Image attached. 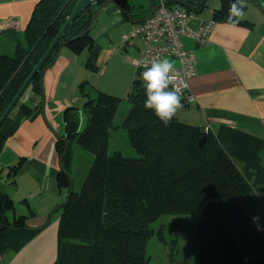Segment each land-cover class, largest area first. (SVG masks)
Listing matches in <instances>:
<instances>
[{
    "label": "trees",
    "instance_id": "1",
    "mask_svg": "<svg viewBox=\"0 0 264 264\" xmlns=\"http://www.w3.org/2000/svg\"><path fill=\"white\" fill-rule=\"evenodd\" d=\"M76 1L38 0L22 33L9 30L0 34V42L5 41L0 43V116ZM200 1L199 7L204 3ZM232 2L220 0L212 13L214 19L227 20ZM188 3L185 9L191 12L194 9ZM138 9L134 16L144 17L150 7ZM95 10V5L89 6L71 21L42 67L60 45L76 37L69 44L76 50L85 46L84 65L97 72L100 48L90 31L85 32ZM144 70L136 68L124 98L79 85L85 126L80 130V114L74 112L63 137L67 150L63 139H57L56 145L67 173L72 137L79 147L92 153V160L80 183L71 179L67 200L55 207L58 238L53 264H148L149 238L157 234L164 240L163 226L150 225L173 214H193L205 242H201L200 259L169 264H264L263 234L240 204L255 186L264 184L259 155L263 140L227 125L205 128L175 116L165 126L151 109L143 107L146 96L140 74ZM39 79L37 72L30 82L37 91L41 90ZM123 100L129 107L114 125ZM39 110V106L25 103L15 105L0 126V148L23 118H32ZM117 127L126 130L128 143L138 157L108 152L110 132ZM262 201L264 204V197ZM13 206L8 194L0 192V254L7 248L18 250L40 229L26 228L24 215L10 220L7 212Z\"/></svg>",
    "mask_w": 264,
    "mask_h": 264
},
{
    "label": "crops",
    "instance_id": "2",
    "mask_svg": "<svg viewBox=\"0 0 264 264\" xmlns=\"http://www.w3.org/2000/svg\"><path fill=\"white\" fill-rule=\"evenodd\" d=\"M115 1L127 9L131 20L145 18L159 2L155 0L145 16L139 17L134 15L141 9L131 10L127 0ZM183 1L190 2L194 9L191 11L194 18L189 23L191 28L209 19L214 23L204 44L196 45L189 38L182 37L184 47L194 55V73L187 81L194 100L182 101L183 106L178 110L181 121L211 129L227 125L249 132L264 142V26L260 19L246 16L247 10L236 23L214 19L213 10L220 4L210 7L208 16L198 17L197 13L205 3L199 7L197 0ZM37 2L0 0V28L8 26L2 27L0 34L9 30L22 33ZM171 2L169 5L187 11L183 4ZM100 11L114 26H124L126 20L130 22V28L133 24L113 2H106ZM134 44L135 41L123 42V46L110 44L111 51L101 50L96 73L84 65L87 58L85 46L76 50L70 44L64 45L54 62L43 71V94L31 84L22 93L18 105L39 106L40 110L32 118H23L1 145L0 184L11 185L9 188L4 186L0 192L8 194L13 201V209L7 212L10 220L24 215L26 227L40 229L18 250L7 248L3 251L0 264L54 263L58 238L55 207L65 202L67 187L71 183L69 178L73 180V162L68 173L60 165L57 139L64 137L66 122L72 119L74 112L80 114V130L85 126L80 84L125 97L137 68L135 62L138 58L127 56L128 48ZM83 52L86 54L81 56ZM166 59L175 66V61ZM90 79L99 81V85H86ZM259 155L264 167V145L259 149Z\"/></svg>",
    "mask_w": 264,
    "mask_h": 264
},
{
    "label": "rangeland",
    "instance_id": "3",
    "mask_svg": "<svg viewBox=\"0 0 264 264\" xmlns=\"http://www.w3.org/2000/svg\"><path fill=\"white\" fill-rule=\"evenodd\" d=\"M155 0H127L131 10H136L138 7L147 8L154 3ZM197 0L196 2H199ZM205 6L200 13H197L198 17L208 16L210 7H217L220 4V0H204ZM246 16L255 19H260L261 24L264 26V0H246L245 8ZM243 15V17L245 16ZM130 28V22L126 20L125 25L114 26L108 22L99 11L94 23L90 28V35L93 41L99 46V53L101 50L107 52L111 51L110 44L131 43L135 41L132 48H128V57L140 56L141 44L137 38L130 41H124L122 37L123 33H127ZM137 44V45H136ZM139 46V49H138ZM122 52V49L120 48ZM86 52H83L81 56H84ZM100 55V54H99ZM88 70V69H87ZM89 75V74H88ZM99 85V81L90 79L86 85ZM183 106V103L181 101ZM129 103L125 100L121 101V106L118 109L114 117V125H117L123 114L127 111ZM86 119V113H82ZM181 113L176 112L175 117L181 121ZM179 117V118H178ZM119 151L122 155L127 157H138L139 154L131 147L126 137V130L121 127L112 129L109 136L108 152L112 153ZM70 161L73 166V178L74 182H79L83 175L87 172L90 162L92 160V153L82 149L78 146L76 139L71 138L70 142ZM71 180V178H69ZM11 185L8 183L0 184V189L9 188ZM261 197H264V186L257 185L252 191L245 195L240 204L245 210L248 219L255 225L256 228L263 234L264 237V204L261 201ZM67 198L65 199V201ZM19 202V200H15ZM53 217H51L52 219ZM152 227L158 228L163 226L162 236L164 240L158 239L157 234H153L146 246V254L148 257V264H169V263H186L200 259L199 254L201 251V242H205L204 231H199L197 225V219L193 214H179V215H163L155 222L151 223ZM175 239V243L172 244V240Z\"/></svg>",
    "mask_w": 264,
    "mask_h": 264
},
{
    "label": "built area",
    "instance_id": "4",
    "mask_svg": "<svg viewBox=\"0 0 264 264\" xmlns=\"http://www.w3.org/2000/svg\"><path fill=\"white\" fill-rule=\"evenodd\" d=\"M158 4L150 17L133 23L122 37L126 42L134 38L141 42L140 56L135 62L137 68L150 65L153 57L175 61L176 78L169 85V90L176 91L181 101L189 103L194 100L187 84L194 73V55L186 50L182 37L189 38L196 45L204 44L214 21H202L191 28L189 23L194 18L193 13L168 5L166 0H159Z\"/></svg>",
    "mask_w": 264,
    "mask_h": 264
},
{
    "label": "clouds",
    "instance_id": "5",
    "mask_svg": "<svg viewBox=\"0 0 264 264\" xmlns=\"http://www.w3.org/2000/svg\"><path fill=\"white\" fill-rule=\"evenodd\" d=\"M246 0H233L229 7L228 23H236L244 15ZM140 74L146 99L143 107L151 109L155 116L167 126L176 112L182 107L180 95L169 90V85L176 78V70L168 59L153 57L150 65H144Z\"/></svg>",
    "mask_w": 264,
    "mask_h": 264
},
{
    "label": "water",
    "instance_id": "6",
    "mask_svg": "<svg viewBox=\"0 0 264 264\" xmlns=\"http://www.w3.org/2000/svg\"><path fill=\"white\" fill-rule=\"evenodd\" d=\"M171 1H175L177 3H181L184 6H188L190 5L188 2H184L183 0H171ZM106 2H113L115 4H117L121 10L126 14V17L129 18L131 20L130 14L128 13L127 9L122 8L115 0H77L76 4L71 12V14L69 15V17L67 18V20L65 21V23L63 24V26L60 28V30L58 31V33L56 34V36L54 37V39L52 40V42L50 43V45L48 46V48L46 49V51L44 52V54L41 56V58L39 59V61L36 63V65L34 66L33 70L31 71V73L29 74V76L26 78V80L24 81V83L22 84V86L19 88V90L17 91V93L15 94V96L13 97V99L11 100V102L8 104V106L6 107V109L4 110V112L1 114L0 116V126L1 124L4 122L5 118L9 115V113L11 112V110L13 109V107L18 103L22 93L24 92V90L28 87V85L30 84L32 78L36 75L37 72L40 73V79H39V83H40V88H41V93H42V75H43V71L46 67L50 66L54 60L56 59V56L58 54V51L60 50L61 47H63L64 45L69 44L70 42H72L73 40L76 39V37L69 39L67 41H65L62 45L59 46V48L57 49V51L55 52V54L53 55L51 61L44 67H42V65L44 64V62L47 60V58L49 57V55L51 54V52L53 51V49L55 48V46L57 45L59 39L61 38L62 34L64 33V31L66 30V28L68 27V25L71 23V21L80 13L82 12L85 8L89 7V6H93L96 5V10L95 13L93 14L90 23L88 24L85 32H88L92 26L93 21L95 20L98 12L100 11V9L103 7V5ZM201 2H199L200 4ZM159 4L154 5L150 12L148 13V15L140 20H131V22L136 23L139 22L141 20L147 19L148 17H150V15L153 13V11L157 8ZM194 7V6H193ZM7 28L8 26H2ZM0 28V31L3 30V28ZM43 94V93H42ZM43 100V98H42ZM60 139H63V137L59 136ZM204 138H202L201 140L198 141V145L201 146L202 142ZM65 140V139H63ZM66 142V146H65V151L68 148V142L65 140ZM60 165L62 166V157H60ZM28 228V227H26ZM29 229H36V228H29Z\"/></svg>",
    "mask_w": 264,
    "mask_h": 264
}]
</instances>
